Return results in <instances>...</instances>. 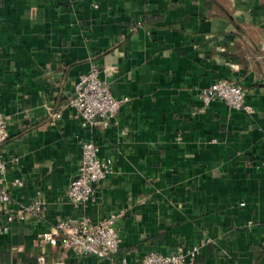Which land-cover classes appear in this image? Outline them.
<instances>
[{
    "label": "crops",
    "instance_id": "0c3cea01",
    "mask_svg": "<svg viewBox=\"0 0 264 264\" xmlns=\"http://www.w3.org/2000/svg\"><path fill=\"white\" fill-rule=\"evenodd\" d=\"M92 63L127 97L107 128L69 103ZM219 77L246 87L252 113L219 99L191 113ZM0 112V225L22 214L0 231V264H135L183 241L195 264H264V0H0ZM84 139L111 163L77 209L66 190ZM81 212L116 213L115 262L42 240Z\"/></svg>",
    "mask_w": 264,
    "mask_h": 264
},
{
    "label": "built area",
    "instance_id": "2783aa9c",
    "mask_svg": "<svg viewBox=\"0 0 264 264\" xmlns=\"http://www.w3.org/2000/svg\"><path fill=\"white\" fill-rule=\"evenodd\" d=\"M102 72H104L102 74ZM108 70L101 71L92 63L88 70L79 74L69 103L75 108V116L83 127L107 128L117 116L121 104L127 97H115L105 76ZM247 89L237 81L219 77L199 90V104L191 110L192 114L204 111L216 99L224 101L229 107L252 113L253 107L246 100ZM123 133L124 130H121ZM8 121L0 112V209L10 200L9 185L3 183L6 171V161L2 157V144L9 137ZM179 138V136H177ZM264 141V130H263ZM81 159L76 174L72 177L66 190L67 198L73 207L80 209L93 200L97 184L110 171L111 159L99 154L98 144L91 139H84L81 144ZM264 165V160L262 161ZM20 177H14L11 184L22 185ZM4 210V209H3ZM22 216L7 213L5 223L0 225V231L7 230L9 224ZM116 213H109L101 219H93L85 212L77 217L58 219L52 228L43 233V241H51L60 236L61 245L79 254H96L115 262V254L121 242V235L116 226ZM251 222V221H250ZM251 226V223H249ZM199 251L196 243L180 242L169 252L149 251L140 257L135 264H195V256ZM38 260L42 264H52L45 260L43 254ZM120 263L126 264L124 258Z\"/></svg>",
    "mask_w": 264,
    "mask_h": 264
}]
</instances>
